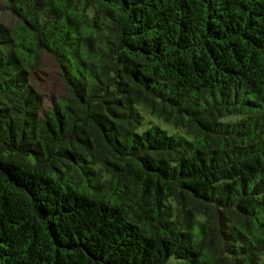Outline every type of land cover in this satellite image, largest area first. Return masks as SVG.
I'll return each mask as SVG.
<instances>
[{"label":"trees","instance_id":"obj_1","mask_svg":"<svg viewBox=\"0 0 264 264\" xmlns=\"http://www.w3.org/2000/svg\"><path fill=\"white\" fill-rule=\"evenodd\" d=\"M2 1L0 264H264V0Z\"/></svg>","mask_w":264,"mask_h":264},{"label":"rangeland","instance_id":"obj_2","mask_svg":"<svg viewBox=\"0 0 264 264\" xmlns=\"http://www.w3.org/2000/svg\"><path fill=\"white\" fill-rule=\"evenodd\" d=\"M0 22L10 26L14 24L15 17L0 0ZM29 81L34 88L43 95V108H48L55 100L66 95L64 82L60 76L59 67L56 61L47 52L41 53L35 69L29 74ZM159 126L169 133L175 129L170 124L153 119Z\"/></svg>","mask_w":264,"mask_h":264}]
</instances>
